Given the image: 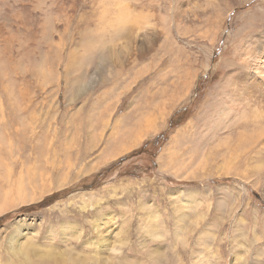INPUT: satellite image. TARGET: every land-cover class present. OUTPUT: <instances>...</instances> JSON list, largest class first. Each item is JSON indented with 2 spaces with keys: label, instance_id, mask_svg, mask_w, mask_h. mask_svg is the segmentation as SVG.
<instances>
[{
  "label": "rangeland",
  "instance_id": "obj_1",
  "mask_svg": "<svg viewBox=\"0 0 264 264\" xmlns=\"http://www.w3.org/2000/svg\"><path fill=\"white\" fill-rule=\"evenodd\" d=\"M259 32L264 0H0V264H264V101L227 64Z\"/></svg>",
  "mask_w": 264,
  "mask_h": 264
},
{
  "label": "bare ground",
  "instance_id": "obj_2",
  "mask_svg": "<svg viewBox=\"0 0 264 264\" xmlns=\"http://www.w3.org/2000/svg\"><path fill=\"white\" fill-rule=\"evenodd\" d=\"M119 7L121 8L120 10L121 11H119V14L116 16V19H118V20H120V21H126L127 19H128V17H129V13L127 12V8L125 9L124 8V6L122 5V3H119ZM201 5H203L202 3L200 4V5H196V7L197 8H199ZM206 6H209V7H211L212 6V3H206ZM208 7V8H209ZM183 11H181V8L180 7H177V8H175V12H174V16H176V18L179 20L180 18L179 17H182L183 16V13H182ZM133 16V22H135L136 21V23H137V16H134V15H132ZM131 21V20H130ZM130 21H127L126 22V24L128 23V22H130ZM148 22V21H147ZM146 22V23H147ZM116 23H120V22H116ZM122 23V22H121ZM126 24L124 25L125 26V28L124 29H121L120 27H115V29H116V32H117V30H118V32L120 33V32H123V35L124 34H132V36H133V28H129V26L127 27L126 26ZM119 25V24H118ZM132 25V24H131ZM130 25V26H131ZM155 25V24H154ZM149 27V26H148ZM154 27V26H153ZM120 28V29H119ZM126 29V30H125ZM127 29H128V31H127ZM136 30H137V33H138V30H139V28H138V26L136 27ZM127 31V32H126ZM153 31H157V28L155 27V29H153ZM8 32V31H7ZM258 34H260L257 38H256V40L258 39V41H256V43H254V42H251L252 43V45H253V48H252V45L250 44V48L252 49V50H256V49H258L259 51H257V55L252 59V58H247V57H244L243 59H242V62L241 63H238V62H232V61H227V64L228 65H230V66H233V67H239V64H242L241 66H242V68L243 69H245V71L246 70H248L249 68H251L252 67V69L251 70H249V71H253V73H254V78H253V85H254V91L253 92H251L250 93V95H248L247 97H248V101L249 102H252V103H254V102H260V101H264V87L262 86L261 87V83H264V39H263V33L262 32H259ZM253 36V35H252ZM125 37V36H124ZM7 41V40H6ZM255 41V40H254ZM7 44V43H6ZM256 45H257V47H256ZM248 46V45H247ZM249 48V47H248ZM115 50V49H114ZM113 50V51H114ZM247 50V49H246ZM242 51V50H241ZM240 51V52H241ZM242 58V57H241ZM240 58V59H241ZM247 58V59H246ZM234 60V59H233ZM238 60V59H237ZM248 71V72H249ZM244 72V71H243ZM242 76H243V74H242V72L240 73V74H238L237 75V77H236V79H235V81H234V78H233V84L236 86L237 85V83H239L241 80H240V78L242 79ZM237 82V83H236ZM245 83V82H244ZM237 86H239V85H237ZM234 88V87H233ZM235 90V89H234ZM237 91H238V89H237ZM236 95H237V93H236ZM238 95H240V94H238ZM244 98H246V96H244ZM245 103H246V101H245ZM250 105V109H252V106H251V104H249ZM255 105H257L258 106V103L257 104H255ZM259 107V106H258ZM263 108H264V105H263ZM256 115H260V114H258V113H256ZM143 125V124H142ZM141 130V129H140ZM240 135V134H239ZM243 135V134H242ZM242 135H240V136H238L239 138H241L242 137ZM153 254H155V251H154V253ZM156 254H158L157 252H156ZM73 259H77L78 257H72ZM72 259V260H73ZM74 261V260H73ZM126 262V261H125ZM73 263V262H72ZM119 264H128V263H124V261L122 262V263H119Z\"/></svg>",
  "mask_w": 264,
  "mask_h": 264
}]
</instances>
